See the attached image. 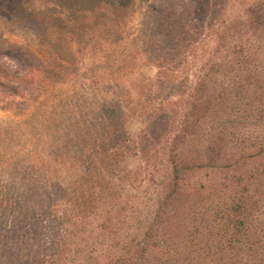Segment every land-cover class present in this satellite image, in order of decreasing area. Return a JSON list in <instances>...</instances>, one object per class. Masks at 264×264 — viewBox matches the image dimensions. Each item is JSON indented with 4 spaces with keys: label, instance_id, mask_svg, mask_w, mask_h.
<instances>
[{
    "label": "rangeland",
    "instance_id": "1",
    "mask_svg": "<svg viewBox=\"0 0 264 264\" xmlns=\"http://www.w3.org/2000/svg\"><path fill=\"white\" fill-rule=\"evenodd\" d=\"M256 11L264 50V0H0V264H243L214 231L162 243L172 164L159 151L150 178L132 140L115 157L101 143L122 139L116 117L133 139L174 135L189 85L221 75L229 26Z\"/></svg>",
    "mask_w": 264,
    "mask_h": 264
},
{
    "label": "trees",
    "instance_id": "2",
    "mask_svg": "<svg viewBox=\"0 0 264 264\" xmlns=\"http://www.w3.org/2000/svg\"><path fill=\"white\" fill-rule=\"evenodd\" d=\"M258 14H251L245 24L238 21L229 26L228 43H222L215 55L219 58L225 51L227 68L217 74L225 64L222 61L211 82L196 80L189 85V109L172 121L178 130L174 135L155 137L154 132L133 139L116 117L112 119L119 122L115 137L123 134L122 139H114L111 146L106 139L101 143L102 150H112L108 155L115 157L125 154L132 140L130 150L137 152L139 160L157 159L150 178L160 175V152L172 164L171 177L165 175L160 187L164 189L170 180V189L163 192L155 215L156 229H165L160 226L164 224L172 230L162 233V243L175 242L182 235L180 243L198 244L214 231L221 240L216 246L220 257L225 258V252L229 258L241 255L243 264H264V50L263 35H258L256 26L262 18ZM166 104L160 98L164 110ZM161 139L160 150L154 145ZM109 166L119 172L121 163Z\"/></svg>",
    "mask_w": 264,
    "mask_h": 264
}]
</instances>
